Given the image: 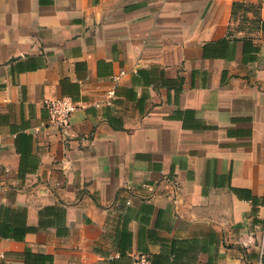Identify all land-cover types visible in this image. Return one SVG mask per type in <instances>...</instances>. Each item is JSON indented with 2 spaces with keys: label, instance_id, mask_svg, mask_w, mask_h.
Segmentation results:
<instances>
[{
  "label": "crops",
  "instance_id": "1",
  "mask_svg": "<svg viewBox=\"0 0 264 264\" xmlns=\"http://www.w3.org/2000/svg\"><path fill=\"white\" fill-rule=\"evenodd\" d=\"M143 258L264 264V0H0V264Z\"/></svg>",
  "mask_w": 264,
  "mask_h": 264
},
{
  "label": "built area",
  "instance_id": "2",
  "mask_svg": "<svg viewBox=\"0 0 264 264\" xmlns=\"http://www.w3.org/2000/svg\"><path fill=\"white\" fill-rule=\"evenodd\" d=\"M122 74L124 73L122 72ZM114 80H118V77H114ZM114 97L115 91L110 90L108 92V98L102 103L94 104V106L96 108L111 106L113 104ZM80 107L82 106L69 96L45 101V108L47 109L49 115V123L56 127L61 133L67 132L73 115ZM137 264H149V262L147 259L143 258L140 259Z\"/></svg>",
  "mask_w": 264,
  "mask_h": 264
},
{
  "label": "trees",
  "instance_id": "3",
  "mask_svg": "<svg viewBox=\"0 0 264 264\" xmlns=\"http://www.w3.org/2000/svg\"><path fill=\"white\" fill-rule=\"evenodd\" d=\"M241 7H243V4L242 3H235L234 4V6H233V8H234V14H235V10L238 8H241Z\"/></svg>",
  "mask_w": 264,
  "mask_h": 264
},
{
  "label": "rangeland",
  "instance_id": "4",
  "mask_svg": "<svg viewBox=\"0 0 264 264\" xmlns=\"http://www.w3.org/2000/svg\"><path fill=\"white\" fill-rule=\"evenodd\" d=\"M247 8V7H246ZM246 10H250V11H256L255 8H247ZM242 17V16H241Z\"/></svg>",
  "mask_w": 264,
  "mask_h": 264
}]
</instances>
